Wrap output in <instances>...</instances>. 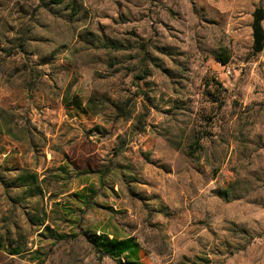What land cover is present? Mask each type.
<instances>
[{
  "label": "rangeland",
  "instance_id": "1",
  "mask_svg": "<svg viewBox=\"0 0 264 264\" xmlns=\"http://www.w3.org/2000/svg\"><path fill=\"white\" fill-rule=\"evenodd\" d=\"M259 7L0 0V264H264Z\"/></svg>",
  "mask_w": 264,
  "mask_h": 264
},
{
  "label": "trees",
  "instance_id": "2",
  "mask_svg": "<svg viewBox=\"0 0 264 264\" xmlns=\"http://www.w3.org/2000/svg\"><path fill=\"white\" fill-rule=\"evenodd\" d=\"M254 15L255 16L253 21V40H254L253 49L256 53H262L264 51V32H263L264 30L261 26V22L264 20V10L261 7H259L255 10ZM228 61L229 60L227 57L224 60H222V63L226 65ZM43 228L44 230L51 231L48 225H44ZM55 238L57 240H65L67 236H55ZM131 245H132V240H125V241L120 240V242L109 241L108 249L110 250L111 253L117 252V254H122L126 250H129L131 248ZM2 247H3L2 249H5L6 251L5 246L2 245ZM8 254L12 256H17L21 253L18 250V247H14L12 248V250H8Z\"/></svg>",
  "mask_w": 264,
  "mask_h": 264
}]
</instances>
